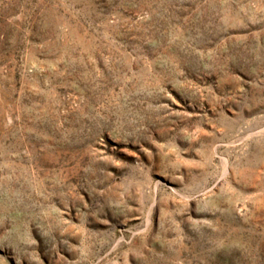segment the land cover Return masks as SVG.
<instances>
[{"label":"rangeland","instance_id":"rangeland-1","mask_svg":"<svg viewBox=\"0 0 264 264\" xmlns=\"http://www.w3.org/2000/svg\"><path fill=\"white\" fill-rule=\"evenodd\" d=\"M0 264H264V0H0Z\"/></svg>","mask_w":264,"mask_h":264}]
</instances>
